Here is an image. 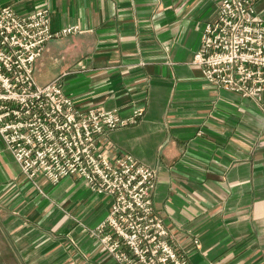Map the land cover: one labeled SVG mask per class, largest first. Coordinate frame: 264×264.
Returning <instances> with one entry per match:
<instances>
[{"label":"crops","instance_id":"crops-1","mask_svg":"<svg viewBox=\"0 0 264 264\" xmlns=\"http://www.w3.org/2000/svg\"><path fill=\"white\" fill-rule=\"evenodd\" d=\"M221 1L0 0V8H47L52 31H82L48 42L35 62L38 85L60 79L81 108L127 115L144 106L102 147L155 170L154 213L189 264H264V112L207 84L192 64ZM256 9L264 16V1ZM36 185L0 139V222L22 264H115L91 235L111 199L75 177Z\"/></svg>","mask_w":264,"mask_h":264},{"label":"built area","instance_id":"built-area-1","mask_svg":"<svg viewBox=\"0 0 264 264\" xmlns=\"http://www.w3.org/2000/svg\"><path fill=\"white\" fill-rule=\"evenodd\" d=\"M259 1L264 0H222L216 18L203 27L192 64L207 84L254 99L264 112ZM81 32L77 26L52 31L47 8L27 15L0 8V139L33 185L39 178L55 186L75 177L92 194L111 199L107 216L91 235L115 264H189L154 213L155 170L102 147L110 132L138 123L144 106L127 115L81 108L60 79L46 85L35 80V62L48 42Z\"/></svg>","mask_w":264,"mask_h":264},{"label":"rangeland","instance_id":"rangeland-1","mask_svg":"<svg viewBox=\"0 0 264 264\" xmlns=\"http://www.w3.org/2000/svg\"><path fill=\"white\" fill-rule=\"evenodd\" d=\"M10 247L8 235L0 222V264H22L17 253L11 250Z\"/></svg>","mask_w":264,"mask_h":264}]
</instances>
